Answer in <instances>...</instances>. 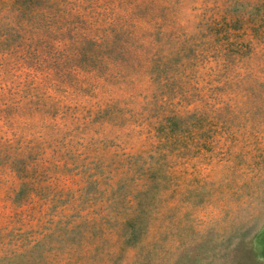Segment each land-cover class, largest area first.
<instances>
[{"label": "rangeland", "instance_id": "obj_1", "mask_svg": "<svg viewBox=\"0 0 264 264\" xmlns=\"http://www.w3.org/2000/svg\"><path fill=\"white\" fill-rule=\"evenodd\" d=\"M0 264H264V0H0Z\"/></svg>", "mask_w": 264, "mask_h": 264}]
</instances>
